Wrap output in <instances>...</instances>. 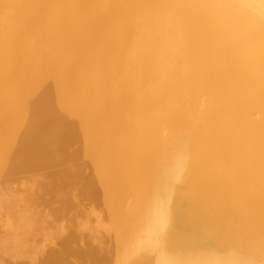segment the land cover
<instances>
[{"label": "bare ground", "instance_id": "obj_1", "mask_svg": "<svg viewBox=\"0 0 264 264\" xmlns=\"http://www.w3.org/2000/svg\"><path fill=\"white\" fill-rule=\"evenodd\" d=\"M0 264H264V0H0Z\"/></svg>", "mask_w": 264, "mask_h": 264}]
</instances>
